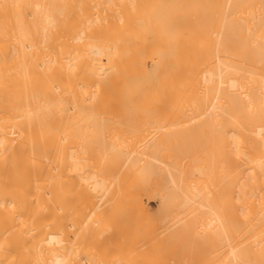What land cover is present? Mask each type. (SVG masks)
<instances>
[{
  "label": "bare ground",
  "instance_id": "6f19581e",
  "mask_svg": "<svg viewBox=\"0 0 264 264\" xmlns=\"http://www.w3.org/2000/svg\"><path fill=\"white\" fill-rule=\"evenodd\" d=\"M211 254L264 264V0H0V264Z\"/></svg>",
  "mask_w": 264,
  "mask_h": 264
},
{
  "label": "rangeland",
  "instance_id": "374dc122",
  "mask_svg": "<svg viewBox=\"0 0 264 264\" xmlns=\"http://www.w3.org/2000/svg\"><path fill=\"white\" fill-rule=\"evenodd\" d=\"M151 130H152V128H151ZM152 131H153V130H152ZM148 133H149V132H148ZM150 133H151V132H150ZM150 133H149V134H150ZM146 134H147V133H146ZM152 134L154 135V133H152ZM212 135H213V134L210 133V135H209V133H208L207 136H212ZM149 136H150V135H149ZM149 136H148V137H149ZM151 136H152V135H151ZM212 137H213V136H212ZM207 138L211 139V137H207ZM185 161H187V158H184V159H183V163H184ZM72 180L74 181L75 179L73 178ZM81 180H83V179H81ZM155 180H156V179H155ZM83 182H85V181L83 180ZM85 183H86V182H85ZM72 185H73V186H72ZM74 185H75L74 183L71 184L72 189L74 188ZM73 190H74V189H73ZM151 196H152V197H150V199H149L150 207H151V209H152L153 211H158V207H159V199L156 198L157 196H155V195H151ZM82 199H83V198H82ZM82 202H84V200H83V201L81 200L80 204H82ZM152 203H153V204H152ZM207 207H208V206H207ZM208 208H209V207H208ZM208 208H207V209H208ZM207 209H206V210H207ZM82 214L84 215V213H82ZM84 216H85V215H84ZM83 218H84V217H82V219H83ZM201 228H203V227L201 226ZM201 228H200V229H201ZM200 231H201V230H200ZM206 231H209V230H204V231L202 230V233L204 234V232H205V235H206V234H207ZM203 234H202V235H203ZM206 236H207V235H206ZM207 238H208V237H207ZM215 243H216V242H215ZM207 244H208V243H207ZM207 247H209V245H207ZM208 249H209V251H211L210 248H208ZM206 250H207V249H206ZM206 250H204V251H206ZM206 253H207V252H205V254H204V252H203L204 256L206 255ZM209 253H212V254H215V255H216L217 252H216V253H215V252H209ZM168 254H169V253H168ZM212 254H211L210 256H213ZM169 255H170V254H169ZM169 255L166 256V254H165V255H163L162 257H164V258H163L164 260H165V257H166V261H167V260H168L167 258L169 257ZM194 255H195V257H197V256H196V253H195ZM170 256H171V255H170ZM191 256H193V254H191ZM199 256H200V254H199ZM210 256L208 255L209 258H210ZM202 257H203V256H202ZM216 257H217V256H216ZM216 257H215V258H216ZM205 258H207V256H205ZM209 258H208V259H209ZM213 258H214V256H213ZM215 258H214V259H215ZM163 259H162V260H163ZM208 259H206V260H208ZM210 259H212V258H210ZM210 259H209V261H210ZM169 260H170V259H169ZM212 260H213V259H212ZM169 262H171V261H169ZM207 262H208V261H207ZM211 262H212V261H211ZM213 262H214V260H213ZM168 264H170V263H168ZM172 264H173V263H172ZM206 264H207V263H206ZM214 264H216V259H215V263H214Z\"/></svg>",
  "mask_w": 264,
  "mask_h": 264
}]
</instances>
